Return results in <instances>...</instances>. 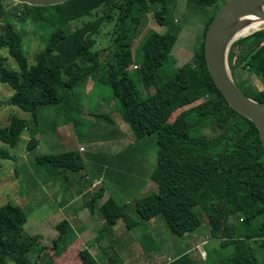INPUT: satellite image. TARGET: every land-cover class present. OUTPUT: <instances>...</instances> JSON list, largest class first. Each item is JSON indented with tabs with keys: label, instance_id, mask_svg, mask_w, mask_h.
Masks as SVG:
<instances>
[{
	"label": "trees",
	"instance_id": "trees-1",
	"mask_svg": "<svg viewBox=\"0 0 264 264\" xmlns=\"http://www.w3.org/2000/svg\"><path fill=\"white\" fill-rule=\"evenodd\" d=\"M227 1L185 0L186 12L200 21L192 56L179 67L168 61L183 28L172 15L176 0H66L49 6L17 3L21 10L16 18L22 22L30 19L45 28L43 46L34 53L31 65L22 47V35L11 22L15 14L12 16L6 1L0 0V49L7 50L17 67L7 68L0 54V82L12 89L8 104L31 115L26 120L9 114L7 123L0 126V141L13 147L26 130V149L34 150L38 144L37 108L52 105L56 115L62 112L80 117L83 110L77 88L95 77L110 87L120 118L136 140L146 135L156 139V165L148 176L156 186L134 199L139 218L161 215L170 231L181 237L201 225L202 212L211 238L218 240L221 248L232 246L226 259L229 264H260L251 242L264 248V147L255 124L233 110L215 86L203 53L207 26ZM148 12L165 30L150 31L140 41L137 69L131 47ZM237 46L241 49L235 53ZM228 62L237 86L249 97L264 101V90L251 93L247 89L253 84L242 79L247 72L259 80L264 77V27L236 39ZM96 117L112 123L106 114ZM128 152L126 147L113 155L94 153L93 157L103 164L104 175L126 179L133 163ZM0 158H10L6 149L0 148ZM34 159L63 174L84 169L77 150L34 154ZM133 160L137 167V159ZM126 206L111 195L100 204L103 223L96 244L118 219L127 229L139 224L129 216ZM256 218L259 223L252 228ZM25 219L19 205L0 207V264H35L28 253L38 256L45 249L38 234L22 233ZM69 230L64 221L52 240L53 248ZM97 246L101 256L106 255L105 247ZM77 256L80 264H101L88 247L79 249ZM44 264L55 263L49 257ZM169 264L195 261L182 253Z\"/></svg>",
	"mask_w": 264,
	"mask_h": 264
},
{
	"label": "rangeland",
	"instance_id": "rangeland-1",
	"mask_svg": "<svg viewBox=\"0 0 264 264\" xmlns=\"http://www.w3.org/2000/svg\"><path fill=\"white\" fill-rule=\"evenodd\" d=\"M5 1L10 14L12 16L15 14L11 22L22 35V47L27 62L31 65L34 63V53L43 46L42 36L45 28L38 27L30 19L20 21L16 16L21 7L13 0ZM172 15L179 20L183 28L172 46L168 61L173 60L176 66L182 67L192 56L200 20L193 13L186 12L185 0H176ZM153 30L163 32L165 27L158 25L152 13L148 12L131 47L133 64L137 69L141 62L139 43ZM252 30L254 28L250 29L247 35ZM240 47L234 49L235 53L240 51ZM0 54L7 68L17 69L5 48L0 49ZM262 78L259 80L248 72L242 77L253 84L247 89L251 93L258 89L264 90V77ZM235 79L241 84V79L238 77ZM77 91L80 93L79 99L83 110L80 117L76 115L69 117L67 116L69 113L64 115L62 112L56 115V107L52 105L37 108L35 137L38 144L34 150L26 149L28 140L26 130L22 131L19 141L13 147L0 141V148L6 149L10 154V158H0V207L6 203L19 205L26 214L22 233L38 234V241L45 246L38 256L30 251L28 253L30 261L44 264L50 257L55 264H80L77 251L88 247L97 258H100L101 264H169L186 250L197 264H229L226 259L232 253V246L221 248L219 241L211 238L204 213H199L201 225L191 236L189 235L190 237L186 236V239L183 235L179 237L172 233L161 215L148 220L139 218L133 201L152 191L149 187L147 191L143 190L141 186L146 183L149 173L156 165V139L154 135H146L136 140L127 123L120 119L118 102L107 84L95 77L88 78ZM11 93L12 89L0 82V126L7 123L9 114L26 120L31 118L29 112L8 104L7 99ZM98 114H106L112 121L115 120L122 125L124 134L120 135L119 140L122 139L120 142H110L113 140L110 136L111 127L115 126L104 118L96 117ZM176 119L181 120L180 117ZM74 122L77 124L73 126ZM126 147L130 152L127 156L133 161L126 179L120 176L116 178V175L111 177L104 175L105 169L101 168L103 164L93 157L94 153L113 155ZM70 149L77 150L82 156L83 170L63 174L34 159V154ZM133 159H137V167ZM152 183L155 190L156 185L153 181ZM103 188L105 189L102 190ZM109 195L120 202H126L129 216L139 220V224L127 229L123 220L118 219L108 228L110 233L103 232V237L98 240V244L105 247L106 251V255L101 256V249L94 241L103 223L99 206ZM64 221L69 223L70 230L53 248L52 240L57 237ZM258 223L259 218H256L251 227H256ZM239 225L241 229L245 228L243 224ZM185 232L190 234L188 231ZM183 241L184 244L181 243ZM251 245L255 249L259 263L264 264V248L258 242L252 241Z\"/></svg>",
	"mask_w": 264,
	"mask_h": 264
},
{
	"label": "water",
	"instance_id": "water-1",
	"mask_svg": "<svg viewBox=\"0 0 264 264\" xmlns=\"http://www.w3.org/2000/svg\"><path fill=\"white\" fill-rule=\"evenodd\" d=\"M32 6H49L66 0H13ZM256 24L254 27L251 25ZM264 0H228L214 14L204 36V59L207 70L228 105L252 121L264 147V101L245 94L234 82L228 55L231 44L239 37L263 28ZM261 25V26H260ZM259 26V27H258Z\"/></svg>",
	"mask_w": 264,
	"mask_h": 264
},
{
	"label": "crops",
	"instance_id": "crops-1",
	"mask_svg": "<svg viewBox=\"0 0 264 264\" xmlns=\"http://www.w3.org/2000/svg\"><path fill=\"white\" fill-rule=\"evenodd\" d=\"M121 119V118H120ZM122 120V119H121ZM123 121V120H122ZM112 123H113V126H115V128H113V127H111L112 128V133L110 134V136H112V139L113 140H110V142H112V143H117V141H121V140H119L120 139V135L121 134H124L123 133V128H122V125L121 124H119L118 122H116L115 120H113L112 121ZM110 125H112L111 123H110ZM122 129H121V128ZM122 136V135H121ZM124 136V135H123ZM109 145V144H108ZM79 149H81V147H79ZM149 187V189H152V191H153V189H154V185H153V183H152V181H151V179H149V177L147 178V180H146V183H144L143 184V186H141V189H143V190H146L147 191V188ZM104 194V193H103ZM103 194H102V196H103ZM101 196V197H102ZM104 201V200H103ZM102 201V202H103ZM90 202H92L93 203V201L91 200ZM90 206H91V204H90ZM167 225V224H166ZM168 227V226H167ZM168 229H169V227H168ZM196 230H194L193 232H191L190 234H187V233H185L184 235H183V238L184 239H186V236H191L192 235V233H194ZM172 234V233H171ZM189 236V237H190ZM185 241V240H184ZM184 241L183 242H181V243H183L184 244ZM188 251L186 250L184 253H187ZM183 253V252H182ZM181 254V253H180ZM195 264H197V262H195ZM201 264V263H200Z\"/></svg>",
	"mask_w": 264,
	"mask_h": 264
},
{
	"label": "bare ground",
	"instance_id": "bare-ground-1",
	"mask_svg": "<svg viewBox=\"0 0 264 264\" xmlns=\"http://www.w3.org/2000/svg\"><path fill=\"white\" fill-rule=\"evenodd\" d=\"M256 24L251 25L250 27H254Z\"/></svg>",
	"mask_w": 264,
	"mask_h": 264
}]
</instances>
